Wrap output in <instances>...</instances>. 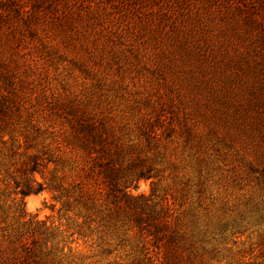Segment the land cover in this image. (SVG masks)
I'll list each match as a JSON object with an SVG mask.
<instances>
[{"label": "rangeland", "instance_id": "obj_1", "mask_svg": "<svg viewBox=\"0 0 264 264\" xmlns=\"http://www.w3.org/2000/svg\"><path fill=\"white\" fill-rule=\"evenodd\" d=\"M19 2L21 14L0 31V102L9 121L18 125L20 110L22 123L29 116L43 139L64 144L76 142V125H92L127 159L154 157L145 165L156 177L132 193L149 196L159 183L176 200L185 232H202L219 252L213 264L256 261L264 223L237 235L217 228L249 211L261 190L264 0ZM12 148L0 134V243L47 221L66 247L57 262L124 258L121 249L103 253L118 244L110 233L70 238L74 213L60 212L48 191L17 195L15 181L25 178L12 165L19 157L9 159Z\"/></svg>", "mask_w": 264, "mask_h": 264}, {"label": "trees", "instance_id": "obj_2", "mask_svg": "<svg viewBox=\"0 0 264 264\" xmlns=\"http://www.w3.org/2000/svg\"><path fill=\"white\" fill-rule=\"evenodd\" d=\"M19 3V0H0V31L8 26L12 13L21 14L23 7ZM9 113L6 103L0 102V134L10 136L15 152H11L9 159L19 157L20 161L12 165L25 178L24 183L15 181L16 194L25 198L48 191L61 204L60 212L66 216L74 213L73 228L68 227L73 230L70 238L76 235L89 240L95 234L109 236L110 233L113 237H109L118 244L103 253L111 256L114 252L119 254V249L125 253L115 264H213L216 261L219 252L208 249L209 242L202 232H185L176 200L159 183H152L149 196L132 193L140 182L156 177L153 169L145 165L153 162L154 157H146V161L127 159L120 150L108 148L92 125H76L73 129L78 136L76 142L47 141L29 116V121L22 123L19 110L18 125H13ZM258 174L259 199L232 224L219 222L220 234L226 231L242 234L249 225L264 223V172ZM38 224L35 229L3 237L0 264H62L55 260V254H64L66 248H60V234L47 221ZM257 245L262 253L251 264H264V240Z\"/></svg>", "mask_w": 264, "mask_h": 264}]
</instances>
